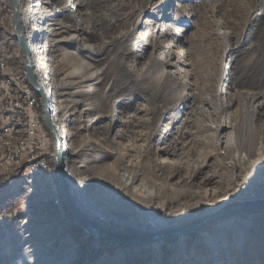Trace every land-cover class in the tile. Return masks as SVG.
I'll return each mask as SVG.
<instances>
[{"label": "rangeland", "instance_id": "374dc122", "mask_svg": "<svg viewBox=\"0 0 264 264\" xmlns=\"http://www.w3.org/2000/svg\"><path fill=\"white\" fill-rule=\"evenodd\" d=\"M36 3L30 20L39 33L32 46L41 53L33 62L41 60L50 70L41 75L52 81V109L72 145L68 167L102 224L145 235L159 223L195 216L206 209L205 202L219 200L225 191L236 197L239 192L264 194V155L255 157L264 136V1ZM5 41L20 55L11 66L16 74L24 61L13 33L10 3L0 0V43ZM87 74L94 77L87 80ZM17 92L8 88L0 96L3 122L11 116L21 120L18 110L5 114V103ZM31 112L40 122L43 153H54L41 101ZM251 115L256 133L248 137ZM215 124L219 129L228 124L233 141L241 146L226 148ZM20 137L5 145L0 135V264H11L24 252V228L53 234L60 230V237L48 234L55 245L47 257L59 258L62 254L55 252L68 238L75 249L68 264L210 263L204 261L207 249L193 252L194 233L186 236L181 248L165 241L157 249L134 250L86 234L61 196L55 162L48 155L49 171L42 177L25 176L28 159L5 163V153L17 148ZM235 150L243 158L239 163L234 161ZM140 179L165 188L149 206L140 207L130 193ZM261 225L253 224L247 231L254 235ZM7 247L14 248L11 258L3 256ZM237 256H232L234 264ZM249 258L247 264H264V256Z\"/></svg>", "mask_w": 264, "mask_h": 264}, {"label": "bare ground", "instance_id": "6f19581e", "mask_svg": "<svg viewBox=\"0 0 264 264\" xmlns=\"http://www.w3.org/2000/svg\"><path fill=\"white\" fill-rule=\"evenodd\" d=\"M43 1L44 3H48L51 0H43ZM263 1L264 0H262V2ZM16 5L22 26L25 30L26 42L31 52L33 70L36 76V81L37 83L39 82L38 84L45 94V97L48 101V107L50 111V118L52 125L54 126L56 132L61 138L60 150L63 153L62 164L64 168L63 174L67 185V196L69 201L72 203L73 207L77 211L79 217L88 226L97 229L98 232L100 233L112 237L133 239L135 241L127 244L118 243L125 245L124 247H121V249L126 248L129 250L131 249L134 250L142 246H145L146 248L151 247L157 249L165 241L169 242L172 246L175 245L176 247L181 248L182 245L186 244V236L194 233L197 234V240L195 244V247H197V249L193 250V252L197 253L203 250L202 248L207 249L208 252L207 254H205L207 256L206 258H204V261L209 260L210 261L209 264H234L233 263L234 261L232 260V256L234 257V254L236 252L238 253L237 256L238 264H247V262H249L248 260L250 259L249 258L250 256L263 257L264 256V208L258 210L255 209L256 207L254 206L264 205V200H262L264 198L263 197L264 194H260L257 196V195H253L250 192L248 193L239 192L238 193L239 196L236 197L233 194L234 192L229 194L230 190L225 191L219 200H215L214 202L211 203L205 202L203 205H205L206 209L200 213H196L195 216L184 218L173 223H165V224L159 223V225L156 226L151 231V233H147L145 235L137 234V233L128 234L121 229L120 230L118 229V231H116V229L114 228L110 229V227L100 222L98 218L99 216L98 211L94 209L92 203H90L89 200L84 196L83 192L80 190V188L77 185V181L73 177L71 168L68 167V163H69L68 153L72 145L71 143H69V137L64 135L65 130H63L58 125L56 112H54V109H52L54 108V104H53L54 94L51 91L52 81H49L48 77L41 75V73L43 74L49 73L50 70L48 69V66H46L43 62H41V60L40 62L37 63L33 62V58L35 57L36 54L41 53V50L39 48L38 49L33 48L32 46V43L35 41L36 36L39 33V29L36 23L30 20V17L35 15L34 11L36 7L39 6V4L36 3V0H16ZM11 14H13L12 7H11ZM12 20H13V16H12ZM4 43L9 45L7 52V60H12L11 66H13L14 57H18L20 55L12 51L10 47L12 42L7 43V41H5ZM20 64H21L20 67L22 68L20 72H17L16 74L12 72V74H5L0 77L1 78L0 85L7 86L9 89L11 88V92L13 91V89H15V91L18 90L17 97L14 99L11 98L8 103L7 102L5 103L9 105L8 107L9 109L5 111V114L11 113L10 110L15 109L16 111L18 110L20 115H22L20 121H17L20 118L15 120L16 117L14 119L13 116H11L9 117L11 118L10 120L8 118V121L4 122V124H8V131L10 133L7 136H1V137H3L6 140L5 145H8L11 140H13L16 137L18 138V135L19 137L21 136L20 138L22 139V142H20L21 141L20 140L18 143L19 144L17 146L18 152H17V148L10 150V154H12V162L10 163H18L20 160H23L25 156H28L29 148L33 146H37L39 148L38 163L45 166V171L47 172V170L49 171V166L47 164L45 155H48V157L55 162V154L43 153L44 149L40 147V143H39L40 141L38 140L39 138L38 135L32 141H30L31 140L30 118H32L31 117L32 112L30 111L31 113L29 116L27 114V111H25V107L23 104H19L18 106L14 104L15 106H12L13 101L24 100V98L28 102H38V100H40L37 97V94L26 83V78L24 77L25 72L23 71L24 64H22L21 62ZM40 69L41 71H39ZM83 77H86L87 80H90L91 77L94 76L92 74H87ZM5 98H6L5 100H7V97ZM252 117L253 115H251L249 121L247 122L248 124L246 125L248 127L247 128L248 137H250L251 134L254 135L256 133V130L252 122L253 120ZM5 120H7V118ZM32 125L35 126V128H40L39 120L37 118L36 119L32 118ZM57 126H59V129L57 128ZM213 128L217 129V131L219 132V140L221 141V143H223L226 146V148L232 149L241 146L240 142L238 144L236 140L233 141L234 139L233 131H231V127L228 124L221 127V129L222 128L228 129L223 133L222 132L220 133L221 129H219L220 127L218 124H215ZM260 131H261L260 129L259 131L257 130V133L259 132L260 134ZM46 139H48L47 136ZM262 139L263 140L261 142L262 144L260 150H257V152H255L256 153L255 157L257 156L261 158V156L264 155L263 152L261 151L264 149V136ZM238 155H239L238 150H235L234 161L237 162V160H239L238 161L239 163L242 161L243 158L241 157L239 159ZM255 160L257 159L255 158ZM26 163L27 165L25 166V168L36 167L35 159H28ZM45 171H41L40 173L39 172H31L27 174L25 173L26 174L25 176L28 177V179L34 178L35 176H39V175L40 177H42V173H44ZM32 181L33 180L31 181L29 180V183ZM163 189L156 188L154 186L152 187V185L151 186L148 185L145 182V180L140 179L139 183L136 186H133V188H131V191L130 190L129 191L133 196L132 198L137 201L139 206L144 207V205L149 206L153 202V199L157 197V194ZM171 192L175 194L173 190ZM61 196L63 198L62 192H61ZM230 203L232 204L231 206H229ZM234 204H237L239 206ZM227 206L229 207L227 208ZM195 210H198V208H196ZM74 220L78 224V226H80V223L75 218ZM259 223H262L261 228L254 235H251L247 231V229L251 225L259 224ZM82 230L86 232V234L92 235L95 239L102 240L99 233L91 231L90 229H82ZM23 231L25 236V243H24L25 250L20 255V257L15 259V261H13L11 264H68L70 261L73 260L74 258L73 254L75 252V249L72 245V241L68 238L61 240L60 245L62 246H60L61 248L55 252L56 254L58 253L62 254L61 256H59V258L57 257L53 258L51 256L47 257L49 251L55 245V243L52 242L53 238H51L50 237L51 235L49 236L48 234L51 233L52 237H54L57 234V236L60 237V235H62L60 230L55 232V234H53V231L51 230L48 231V230L35 229L34 231L31 230L30 228H24ZM42 234L43 235L47 234L46 235L47 241L45 243H42L43 241ZM142 240H146L147 242L141 243L140 241ZM12 250H14L13 247H7L3 252V256L6 257L8 255L9 258L13 257ZM258 250H262L263 252L261 253H263V255L260 252H257ZM222 256H224V258ZM8 260L9 259L7 258V261ZM260 260H262V258H260ZM257 262H259L260 264V261Z\"/></svg>", "mask_w": 264, "mask_h": 264}, {"label": "water", "instance_id": "95a60500", "mask_svg": "<svg viewBox=\"0 0 264 264\" xmlns=\"http://www.w3.org/2000/svg\"><path fill=\"white\" fill-rule=\"evenodd\" d=\"M12 7V13L11 16H13V33L15 36L16 41L19 44L20 51L24 60V72H25V78L28 86L37 94V96L41 100L42 104V110L44 114V124L46 129L50 132L52 139H53V150L55 154V168H56V174H57V183L60 191L63 194V198L65 201L66 206L70 210L71 215L74 216V218L80 223L81 229H90L91 231L99 233L101 239L106 242L118 244V243H132L135 242L133 239L128 238H118V237H112L107 236L106 234L98 232L97 229L92 228L88 226L78 215L77 211L73 207L72 203L69 201L67 196V185L64 178V168L62 164L63 160V153L60 150V143L61 138L59 137L58 133L56 132L54 126L52 125L51 118H50V111L48 107V101L45 97V94L39 84L36 81V76L33 70V63L31 58V52L28 47V44L26 42L25 37V30L22 26L19 12L16 5V0H8ZM255 209H261L264 208V205H257L254 206ZM252 207V208H254ZM141 243H146V240L140 241Z\"/></svg>", "mask_w": 264, "mask_h": 264}, {"label": "built area", "instance_id": "2783aa9c", "mask_svg": "<svg viewBox=\"0 0 264 264\" xmlns=\"http://www.w3.org/2000/svg\"><path fill=\"white\" fill-rule=\"evenodd\" d=\"M8 46L5 43H0V76H3L5 74H12L11 70V62L12 60H7V52H8ZM8 91V87L4 85H0V96H4L5 92ZM17 103L23 104L25 107V111H27V114L30 116V111H36V109L39 106L40 100L38 102H28L25 100H16ZM31 121V140L32 141L37 135H38V129L35 128V126L32 125V118H30ZM1 136H7L10 132L8 131V124H4L3 119H1ZM46 137V135H45ZM7 149V148H6ZM18 152V148H17ZM38 155H39V148L37 146H33L29 148V154L28 156H25V159H35L36 160V167L33 168H23L24 172L31 173V172H41L45 171V166L38 163ZM5 163L8 164V162H12V154H10V151L5 153L4 156ZM3 159V161H4ZM7 169V168H6Z\"/></svg>", "mask_w": 264, "mask_h": 264}, {"label": "trees", "instance_id": "16d2710c", "mask_svg": "<svg viewBox=\"0 0 264 264\" xmlns=\"http://www.w3.org/2000/svg\"><path fill=\"white\" fill-rule=\"evenodd\" d=\"M81 264V263H80Z\"/></svg>", "mask_w": 264, "mask_h": 264}]
</instances>
